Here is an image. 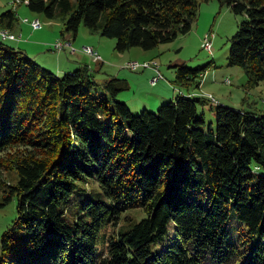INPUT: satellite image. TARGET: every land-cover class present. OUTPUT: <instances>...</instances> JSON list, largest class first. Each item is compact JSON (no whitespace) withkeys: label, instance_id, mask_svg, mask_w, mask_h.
Here are the masks:
<instances>
[{"label":"trees","instance_id":"1","mask_svg":"<svg viewBox=\"0 0 264 264\" xmlns=\"http://www.w3.org/2000/svg\"><path fill=\"white\" fill-rule=\"evenodd\" d=\"M15 1L48 18L67 13L65 41L83 23L124 51L187 33L202 0ZM220 1L244 15L228 63L264 77V0ZM17 22L14 9L0 13V30ZM7 39L0 34V152L20 151L0 165V205L15 197L12 227L27 237L2 233L0 264H264V112L216 102V126H204V96L189 88L206 65L175 63L177 95L133 114L115 98L125 78L98 79L86 64L57 74ZM131 207L146 216L134 222ZM231 212L243 240L257 236L252 247L226 243Z\"/></svg>","mask_w":264,"mask_h":264},{"label":"rangeland","instance_id":"2","mask_svg":"<svg viewBox=\"0 0 264 264\" xmlns=\"http://www.w3.org/2000/svg\"><path fill=\"white\" fill-rule=\"evenodd\" d=\"M8 8H12L16 11L18 22L17 24L15 23V27H17L23 35V41L7 39L6 42L8 44L21 48L26 46L28 49L25 50L28 51L27 54L29 56H31L30 53L35 54V57H32L38 63L48 68V70H56L58 72L57 74H62L77 68L76 66L71 67L70 70H59L57 68L59 59H61L62 64L65 62L64 59L73 60L74 57H66L64 52L61 51L62 53H59L60 51L57 52L51 49V44L55 40L62 39L60 31L63 28V20L68 15L67 13H57L53 18H48L42 13L31 11L25 1L14 5L11 0H0V13ZM24 18L27 20L24 21ZM243 18V14L233 12L220 0H202L199 2L197 19L187 33L180 34L169 42L159 43L150 49L132 46L124 51L115 50L116 38L102 37L98 32L89 29L83 23L79 26L78 35L70 41L74 44H72L73 46L77 47L82 44V40H87L88 37L92 39V36H95L102 38L104 42L112 43L110 45L113 57L106 58L104 55L100 54L103 60L100 67H102V65L104 66L101 68L100 72H96V77L98 79H107L110 77L109 75H115V77L118 78H126L123 75L125 73L140 74L143 72L142 68L138 70L120 68V65H123L128 60L148 61L149 58H151V61L159 64V69L164 75V78L160 79V81L165 80L168 84L165 88L157 85L152 86L148 82V78L145 79V84H141L134 78L132 83L130 82L129 88L121 89L115 95V98L124 102L133 114H139L143 109L155 112L161 104L167 102V99H173L177 95L178 89L174 86V82H169V80L173 81L175 77V67H173V64L185 63L188 67L206 65L204 73L202 72V84L196 86L197 95L201 93L204 96L201 99L202 101L197 102V113L202 115L204 126L215 128L216 102L244 110L260 113L264 112V77L255 80L246 73L243 66L231 65L228 63L227 59L231 44V36L236 31L237 24ZM34 19H38V23H40L42 27L33 29L29 21ZM206 33L213 35L211 53L202 48L201 45L202 38ZM26 40H28L29 43H27ZM36 42L51 44L40 46L36 44ZM29 46L31 48L33 47V49H30ZM120 53L132 58L118 61ZM82 57L86 58L87 56H84L83 53ZM139 57H147V59H140ZM88 59L93 70L96 71V69H99L97 67L99 62L92 61L89 56ZM71 64L75 63L72 62ZM157 92H169V94H165V96L168 97H165L166 99L163 100L162 97H157V95H155ZM207 95H212L216 102L205 97ZM16 151H20V149L18 150L17 147L7 148L0 152V165L4 167L1 163L6 165L9 164L7 159H12L14 157L13 153ZM1 169L3 170V168ZM3 171L4 177L8 179V181L14 182L16 180L17 174L14 170L6 167ZM85 187H87L88 191H91L96 189L97 186L90 180ZM1 195L2 191L0 190V198ZM0 201L2 200L0 199ZM128 214L132 215L134 222L146 216L145 212L135 210L133 207L128 208ZM16 216L15 197H13L11 201L4 202V204L0 205V235L6 232L14 236L17 244H20L26 239L27 232L22 225L12 227V223ZM171 226L172 223H168L169 230H171ZM242 230L240 222L237 220L235 214L231 212L227 222L228 236L226 238V243L235 244L241 249H245L247 246L252 247L257 241V236H253L250 241L247 242L243 240ZM103 239L104 237L101 231L98 238V245L103 242Z\"/></svg>","mask_w":264,"mask_h":264},{"label":"crops","instance_id":"3","mask_svg":"<svg viewBox=\"0 0 264 264\" xmlns=\"http://www.w3.org/2000/svg\"><path fill=\"white\" fill-rule=\"evenodd\" d=\"M13 32H15V33H17V34H20L21 35V39L20 40H17V41H23V35H22V33L19 31V29L17 28V27H15L13 30H12ZM78 35V34H77ZM93 38L92 39H89V37L87 38V40H82L83 42H82V44L81 45H78L77 47H79V46H82V45H84V44H86V45H90V46H92L94 49H96L101 55H104L106 58H111V57H113V52L111 51V45L110 44H112V43H109V42H104V40L102 39V38H99V37H95V36H92ZM25 42V41H24ZM26 42L27 43H29V41L28 40H26ZM71 43H72V41H70ZM36 44H38V45H40V46H43V45H50L51 43H42V42H36ZM73 44V43H72ZM74 45V44H73ZM102 45H103V47H102ZM19 47V46H18ZM19 48H21V47H19ZM29 48L30 49H33V47L31 48L30 46H29ZM22 50H24L26 53H28V51L27 50H25V49H28V48H26V46H24L23 48H21ZM39 49V48H38ZM51 49H52V46H51ZM53 50V49H52ZM62 52H64V54L66 55V57L67 56H70V57H74L73 58V60H67V59H64L65 60V62L64 63H62L61 64V59H59V62H58V64H57V68L60 70H62V69H64V70H66V69H68V70H70V68L71 67H76V66H79V65H83V64H86V65H88V66H90V67H92L91 66V64H90V62H89V59H88V55H85L84 54V56H87L86 58L85 57H82V52H77V53H71L69 50L67 51L66 49L65 50H61ZM59 52V53H62V52ZM58 52V51H57ZM75 54H77V55H75ZM30 55L31 56H33V57H35L34 55L35 54H31L30 53ZM127 58H132V57H128L127 55H122V53H120V57L118 58V61H122V60H124V59H127ZM140 58V57H139ZM140 59H147V57H144V58H140ZM149 59H151V58H149ZM93 61V60H92ZM72 62H74L75 64H71ZM103 62V61H102ZM77 63H78V65H77ZM102 64V63H101ZM101 64H98V71L100 72V70H101V68L104 66V65H102V67H100V65ZM62 65V66H61ZM60 67H62V68H60ZM93 68V67H92ZM120 68H122V67H120ZM52 69V68H51ZM142 73H140V74H137V73H125V74H123L126 78V80L127 81H129L128 82V84H129V87H130V82L132 83V81H133V79L135 78V79H137L138 80V82H140L141 84H145L146 83V80L145 79H147L148 78V82H149V80H150V78H151V76H153V74H154V72H153V70L152 69H150V68H146V69H142ZM55 72H57L56 70H55ZM58 73V72H57ZM111 73V72H110ZM121 74V73H120ZM118 75H119V73H118ZM109 76H111V75H109ZM115 76V75H114ZM169 82H171L172 83V80H169ZM150 83V82H149ZM151 84V83H150ZM202 84V83H201ZM200 84V85H201ZM152 86H160V87H162V88H165V86L166 85H168L167 84V82L164 80V81H160V80H158L156 83H154V84H151ZM189 92H193V93H196L197 92V88L196 87H194V86H191L190 88H189ZM163 93V94H162ZM171 93V92H170ZM165 94L167 95V94H169V92L168 93H166V92H157V93H155V95H157V97H162V99L164 100V99H166L165 97H168V96H165ZM172 94H173V92H172ZM198 94V93H197ZM199 94H201V93H199ZM171 96V95H170ZM146 105V104H145Z\"/></svg>","mask_w":264,"mask_h":264},{"label":"built area","instance_id":"4","mask_svg":"<svg viewBox=\"0 0 264 264\" xmlns=\"http://www.w3.org/2000/svg\"><path fill=\"white\" fill-rule=\"evenodd\" d=\"M16 3H20V2H13L14 5ZM26 20L27 19L24 18V21H26ZM29 23H30V25H31V27L33 29H37V28L42 27L40 25V23H37V21L30 20ZM0 34H1V36L3 38L16 39V40H20L21 39V35L20 34H17V33L13 32L12 30L7 29V28H3L2 30H0ZM212 39H213V35L209 34V33H206L203 36L202 42H201L202 48L207 50L209 53H211ZM51 46H52V49H54L56 51H61L65 47H69V50L72 53L76 52V51H79V52H82V53L88 55L95 62L103 61L100 53L96 49H94L92 46L82 45L80 47H75L70 42H66L65 40H62V39L55 40L51 44ZM120 67L129 68L131 70H138L140 68H142V69H146V68L152 69L154 74H153V76H151V78L149 80V82L151 84H154L158 80L164 78L162 72L159 69V64L158 63H151V59H149L148 61L128 60L123 65H120ZM202 76H203V73L199 74L200 84L202 83ZM205 97H207L209 100H211L213 102H216L212 95H207Z\"/></svg>","mask_w":264,"mask_h":264},{"label":"bare ground","instance_id":"5","mask_svg":"<svg viewBox=\"0 0 264 264\" xmlns=\"http://www.w3.org/2000/svg\"><path fill=\"white\" fill-rule=\"evenodd\" d=\"M34 21H37V23H38V20H37V19H35ZM67 42H68V41H67ZM151 63H155V62L151 61Z\"/></svg>","mask_w":264,"mask_h":264}]
</instances>
